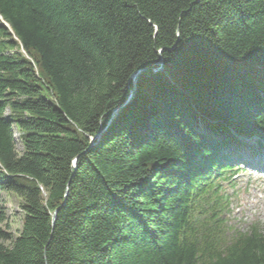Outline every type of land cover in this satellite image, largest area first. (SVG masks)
<instances>
[{"label": "trees", "instance_id": "obj_1", "mask_svg": "<svg viewBox=\"0 0 264 264\" xmlns=\"http://www.w3.org/2000/svg\"><path fill=\"white\" fill-rule=\"evenodd\" d=\"M0 16V264H264L221 183L231 129L264 141V0H0Z\"/></svg>", "mask_w": 264, "mask_h": 264}, {"label": "rangeland", "instance_id": "obj_2", "mask_svg": "<svg viewBox=\"0 0 264 264\" xmlns=\"http://www.w3.org/2000/svg\"><path fill=\"white\" fill-rule=\"evenodd\" d=\"M9 113L10 111L7 109L6 115ZM14 131L17 149L22 152L20 134L15 126ZM255 156L254 162L250 166L240 168L238 176L233 180L234 186L226 185L225 187V193L231 202L230 211L225 214V217L235 229L245 231L253 223H256L264 234V171L255 167V164L259 165V160L255 161ZM2 198L9 230L13 237H16L22 228L24 217L21 201L13 193L5 191H2Z\"/></svg>", "mask_w": 264, "mask_h": 264}, {"label": "water", "instance_id": "obj_3", "mask_svg": "<svg viewBox=\"0 0 264 264\" xmlns=\"http://www.w3.org/2000/svg\"><path fill=\"white\" fill-rule=\"evenodd\" d=\"M163 65H164L163 59L161 58V60H160V67L157 68V69H155V70L156 71L162 70L163 69ZM140 72L141 71H139L138 73L134 74L133 77H132V80H133V88H132V91H131V94H130L129 99L127 100V102L124 105H126L132 99V96L134 95V93L137 90V82H138V77H139ZM117 110H119V109H117ZM103 131H105V129H101V131L98 132V134L95 137L92 138L91 145L94 144L96 138H99L102 135V132ZM55 218H56V213L53 214V221L55 220Z\"/></svg>", "mask_w": 264, "mask_h": 264}, {"label": "bare ground", "instance_id": "obj_4", "mask_svg": "<svg viewBox=\"0 0 264 264\" xmlns=\"http://www.w3.org/2000/svg\"><path fill=\"white\" fill-rule=\"evenodd\" d=\"M125 106H126V105H125ZM123 107H124V106H123ZM119 110H120V109H119ZM119 110L115 111V113H114V115H113V118L116 117V115L118 114V111H119ZM100 131H101V129H100ZM100 131H99V132H100ZM103 132H104V131H103ZM103 132H102V134H103ZM261 154L264 155L263 152H261ZM261 154H260V156H261ZM260 158H262V161L264 160V156H261ZM260 158H259V159H260ZM259 164H260V166H264V164L261 163V162H259Z\"/></svg>", "mask_w": 264, "mask_h": 264}]
</instances>
